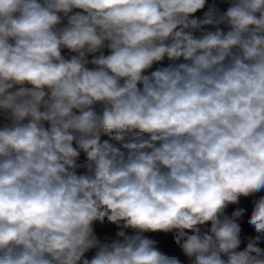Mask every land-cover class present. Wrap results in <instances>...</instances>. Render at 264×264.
<instances>
[{"label": "clouds", "instance_id": "9594fccd", "mask_svg": "<svg viewBox=\"0 0 264 264\" xmlns=\"http://www.w3.org/2000/svg\"><path fill=\"white\" fill-rule=\"evenodd\" d=\"M147 232L264 264V0H0V264H183Z\"/></svg>", "mask_w": 264, "mask_h": 264}, {"label": "trees", "instance_id": "16d2710c", "mask_svg": "<svg viewBox=\"0 0 264 264\" xmlns=\"http://www.w3.org/2000/svg\"><path fill=\"white\" fill-rule=\"evenodd\" d=\"M103 138L107 139V137H103ZM83 162H84V157H83V155H81V158L78 161V163H83ZM82 171H83V169H78V172H82ZM259 195H261V194H258L257 198ZM239 206L247 209V214H246L244 222L242 224V228L246 234L252 235L253 234L252 229H251L250 225L247 224V219L250 217V213H251V209H252V198L251 197H248V198L242 197ZM235 207H236V205H230L229 209H228L229 213L232 210H234ZM125 233L128 235H132V234H134V230L126 229ZM144 235L149 239H153V240L157 241V247L159 248V250L163 251L164 253H166L168 255L179 256V258L181 259L183 264H191V262L188 261V259L180 252V250L176 246L174 239H173V235L171 233L147 232V233H144Z\"/></svg>", "mask_w": 264, "mask_h": 264}, {"label": "built area", "instance_id": "2783aa9c", "mask_svg": "<svg viewBox=\"0 0 264 264\" xmlns=\"http://www.w3.org/2000/svg\"><path fill=\"white\" fill-rule=\"evenodd\" d=\"M226 7H227V5H221L222 9H224ZM95 231H96L97 235L103 234V233L111 234L112 239H115L116 238V232L119 231V229H117L116 226H114V225L104 224V225H95ZM92 256H90L89 259Z\"/></svg>", "mask_w": 264, "mask_h": 264}, {"label": "water", "instance_id": "95a60500", "mask_svg": "<svg viewBox=\"0 0 264 264\" xmlns=\"http://www.w3.org/2000/svg\"><path fill=\"white\" fill-rule=\"evenodd\" d=\"M98 237L103 240L105 238H108L109 240L112 239V235L111 234H107V233H103V234H99ZM95 249L91 250L90 252L86 253L87 258H89L90 256L94 255Z\"/></svg>", "mask_w": 264, "mask_h": 264}]
</instances>
